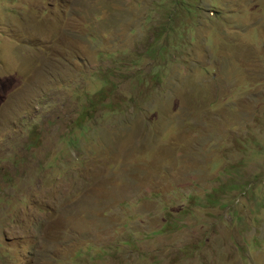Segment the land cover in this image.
I'll return each mask as SVG.
<instances>
[{
	"label": "rangeland",
	"instance_id": "1",
	"mask_svg": "<svg viewBox=\"0 0 264 264\" xmlns=\"http://www.w3.org/2000/svg\"><path fill=\"white\" fill-rule=\"evenodd\" d=\"M0 264H264V0H0Z\"/></svg>",
	"mask_w": 264,
	"mask_h": 264
}]
</instances>
